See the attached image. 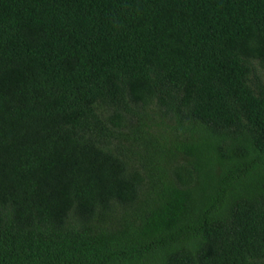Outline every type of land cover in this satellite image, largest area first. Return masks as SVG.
Masks as SVG:
<instances>
[{
    "label": "trees",
    "instance_id": "trees-1",
    "mask_svg": "<svg viewBox=\"0 0 264 264\" xmlns=\"http://www.w3.org/2000/svg\"><path fill=\"white\" fill-rule=\"evenodd\" d=\"M264 0H0V264H264Z\"/></svg>",
    "mask_w": 264,
    "mask_h": 264
},
{
    "label": "rangeland",
    "instance_id": "rangeland-1",
    "mask_svg": "<svg viewBox=\"0 0 264 264\" xmlns=\"http://www.w3.org/2000/svg\"><path fill=\"white\" fill-rule=\"evenodd\" d=\"M263 75H264V72H263Z\"/></svg>",
    "mask_w": 264,
    "mask_h": 264
}]
</instances>
